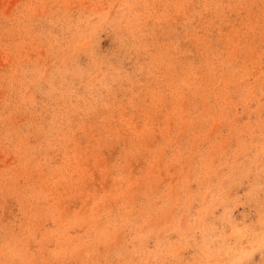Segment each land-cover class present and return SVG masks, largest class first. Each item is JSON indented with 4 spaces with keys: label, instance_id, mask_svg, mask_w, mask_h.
<instances>
[{
    "label": "rangeland",
    "instance_id": "374dc122",
    "mask_svg": "<svg viewBox=\"0 0 264 264\" xmlns=\"http://www.w3.org/2000/svg\"><path fill=\"white\" fill-rule=\"evenodd\" d=\"M0 264H264V0H0Z\"/></svg>",
    "mask_w": 264,
    "mask_h": 264
}]
</instances>
